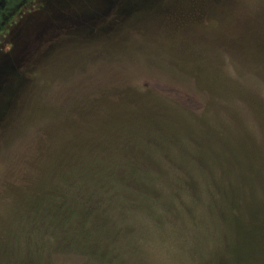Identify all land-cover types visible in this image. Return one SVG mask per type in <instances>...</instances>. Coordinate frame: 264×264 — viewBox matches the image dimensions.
Returning a JSON list of instances; mask_svg holds the SVG:
<instances>
[{
	"label": "rangeland",
	"instance_id": "1",
	"mask_svg": "<svg viewBox=\"0 0 264 264\" xmlns=\"http://www.w3.org/2000/svg\"><path fill=\"white\" fill-rule=\"evenodd\" d=\"M55 9L1 32L0 264H264V0Z\"/></svg>",
	"mask_w": 264,
	"mask_h": 264
},
{
	"label": "flooded vegetation",
	"instance_id": "2",
	"mask_svg": "<svg viewBox=\"0 0 264 264\" xmlns=\"http://www.w3.org/2000/svg\"><path fill=\"white\" fill-rule=\"evenodd\" d=\"M35 1H38L40 3L46 2L47 4H51L52 6H56L55 16L58 15L57 18V24H61L63 22V7H64V0H0V38L5 37V35H2L1 32H6L7 34L10 33V30L7 29V25H5L6 22H9L8 26H23V24L27 21L26 19H21L23 16H26L25 13L20 14V9L22 7H26V4L30 2L32 5ZM17 12V13H16ZM19 15V16H18ZM18 16V19H16ZM14 17V18H13ZM13 18V19H12ZM55 24V23H52ZM13 33V31H11ZM14 34V33H13ZM14 37V36H12ZM0 42H2L0 40ZM3 43H6V40L3 41Z\"/></svg>",
	"mask_w": 264,
	"mask_h": 264
},
{
	"label": "trees",
	"instance_id": "3",
	"mask_svg": "<svg viewBox=\"0 0 264 264\" xmlns=\"http://www.w3.org/2000/svg\"><path fill=\"white\" fill-rule=\"evenodd\" d=\"M230 166L231 167L228 166L229 168H227V169L224 168V172L221 171V175H224V178H220L218 183H214L213 181H211L210 183H208V181L206 182V184H207L206 185L207 186L206 187L207 191L209 192L210 195H214V197H215V195H217L218 201L220 200V194H226L229 191H231V188H232L231 185H232V183L228 182L227 177H225V176L231 175V173H232V170L231 169H232L233 164L230 165ZM239 174H240V172H239ZM254 178L255 177H254V175L252 173H249V172L242 173L241 176H240L238 185L236 184V186L238 187L237 188V191L235 193L236 196L242 197L243 194H244V192H245V190H243L242 184L244 182L250 180V179H253L254 180ZM236 199H238V198L236 197ZM219 203H220V201H219ZM235 208H236L237 212H239L238 205H236ZM233 212H234V210H233ZM216 224H217V221H216ZM262 240L264 241V238H262ZM259 242H261V241H259Z\"/></svg>",
	"mask_w": 264,
	"mask_h": 264
}]
</instances>
